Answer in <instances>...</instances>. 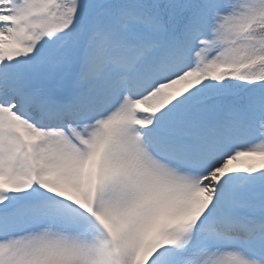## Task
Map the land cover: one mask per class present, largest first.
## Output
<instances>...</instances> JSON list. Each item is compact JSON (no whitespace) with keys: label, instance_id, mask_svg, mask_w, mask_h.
I'll use <instances>...</instances> for the list:
<instances>
[{"label":"snow or ice","instance_id":"snow-or-ice-1","mask_svg":"<svg viewBox=\"0 0 264 264\" xmlns=\"http://www.w3.org/2000/svg\"><path fill=\"white\" fill-rule=\"evenodd\" d=\"M0 264H264V0H0Z\"/></svg>","mask_w":264,"mask_h":264}]
</instances>
